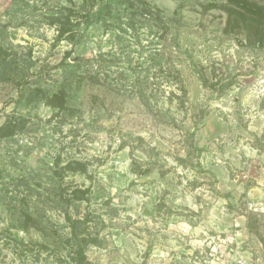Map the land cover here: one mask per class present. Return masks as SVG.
<instances>
[{"label": "rangeland", "instance_id": "rangeland-1", "mask_svg": "<svg viewBox=\"0 0 264 264\" xmlns=\"http://www.w3.org/2000/svg\"><path fill=\"white\" fill-rule=\"evenodd\" d=\"M231 5L0 0V264H77L75 239L264 264V42Z\"/></svg>", "mask_w": 264, "mask_h": 264}, {"label": "trees", "instance_id": "trees-1", "mask_svg": "<svg viewBox=\"0 0 264 264\" xmlns=\"http://www.w3.org/2000/svg\"><path fill=\"white\" fill-rule=\"evenodd\" d=\"M228 3L232 4L231 6H229L228 8V13L229 15H236L237 18V26H239L238 22L242 21L244 23L245 27H249V28H255L256 31V38L255 41H260V43L264 42V4H261L257 1L254 0H226ZM73 10L70 9V12H72ZM90 11L85 12V14L87 16L90 15L89 13ZM86 15H84L86 17ZM70 28H68L67 26H65V21L64 24H62L61 28L58 30L59 34H58V38L61 39L64 34L69 31ZM6 52L5 50H2L0 48V53L2 52ZM2 59V58H1ZM7 58H5V55H3V61L5 62ZM10 61V60H8ZM8 62L5 63V65H7ZM1 73V72H0ZM5 73V72H4ZM3 73L0 74V76ZM58 96L56 95L54 97V99H57ZM56 102V101H55ZM56 105V104H54ZM12 128L15 130L16 126L12 125ZM13 129L11 130V132L13 131ZM76 164H79V162H76ZM69 167L76 169L77 166H70ZM80 192H85V191H80ZM63 195V194H62ZM78 196V194L76 195V197ZM64 200L67 202L72 201L71 198L65 197ZM71 222H72V227H76L77 224L80 222L79 220H73L71 217L68 218ZM250 216L248 217V228L250 230H253V226L251 224L250 221ZM76 242L75 244L77 245L76 250L71 254L73 260H76L77 264H84L85 260L87 258L86 254H85V248L82 247V243L87 244L88 240L86 239H81V240H77L75 239Z\"/></svg>", "mask_w": 264, "mask_h": 264}]
</instances>
